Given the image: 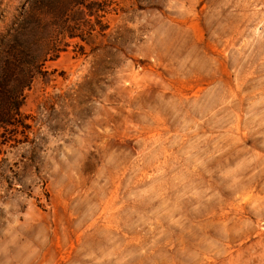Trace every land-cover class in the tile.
I'll return each mask as SVG.
<instances>
[{
	"label": "rangeland",
	"instance_id": "obj_1",
	"mask_svg": "<svg viewBox=\"0 0 264 264\" xmlns=\"http://www.w3.org/2000/svg\"><path fill=\"white\" fill-rule=\"evenodd\" d=\"M8 101L0 264H264V0H0Z\"/></svg>",
	"mask_w": 264,
	"mask_h": 264
},
{
	"label": "trees",
	"instance_id": "obj_2",
	"mask_svg": "<svg viewBox=\"0 0 264 264\" xmlns=\"http://www.w3.org/2000/svg\"><path fill=\"white\" fill-rule=\"evenodd\" d=\"M30 83L27 81L22 87L23 88H29ZM18 109V107H15V105H12L11 101L7 102V107L4 110V113L2 116H0V123L4 122L12 126H16V120L14 113ZM7 118V119H5Z\"/></svg>",
	"mask_w": 264,
	"mask_h": 264
}]
</instances>
